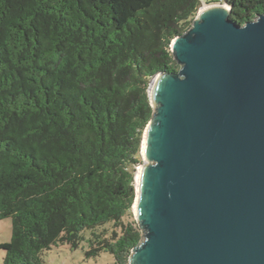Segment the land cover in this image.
<instances>
[{"label": "trees", "instance_id": "1", "mask_svg": "<svg viewBox=\"0 0 264 264\" xmlns=\"http://www.w3.org/2000/svg\"><path fill=\"white\" fill-rule=\"evenodd\" d=\"M218 1L0 0L3 264H48L54 245L84 243L129 264L150 80L179 70L173 39ZM229 1L239 24L264 13V0Z\"/></svg>", "mask_w": 264, "mask_h": 264}, {"label": "water", "instance_id": "2", "mask_svg": "<svg viewBox=\"0 0 264 264\" xmlns=\"http://www.w3.org/2000/svg\"><path fill=\"white\" fill-rule=\"evenodd\" d=\"M200 4L149 85L129 264H264V13Z\"/></svg>", "mask_w": 264, "mask_h": 264}, {"label": "rangeland", "instance_id": "3", "mask_svg": "<svg viewBox=\"0 0 264 264\" xmlns=\"http://www.w3.org/2000/svg\"><path fill=\"white\" fill-rule=\"evenodd\" d=\"M212 3V2H211ZM216 3H223L218 1ZM203 6L207 3L202 2ZM180 68V66H179ZM141 161L135 165V186L137 170L143 162L142 154L140 156ZM136 221L134 208L132 214L125 217V222ZM137 222V221H136ZM12 237V219L4 218L0 220V244L9 241ZM88 246L86 243L79 248L73 249L68 244L54 245L51 249L45 251L44 260L48 264H114V255L107 251H102L98 256H87L86 250ZM5 251L0 249V264H3Z\"/></svg>", "mask_w": 264, "mask_h": 264}, {"label": "bare ground", "instance_id": "4", "mask_svg": "<svg viewBox=\"0 0 264 264\" xmlns=\"http://www.w3.org/2000/svg\"><path fill=\"white\" fill-rule=\"evenodd\" d=\"M135 205H136V202H135V204H134V208H135Z\"/></svg>", "mask_w": 264, "mask_h": 264}]
</instances>
